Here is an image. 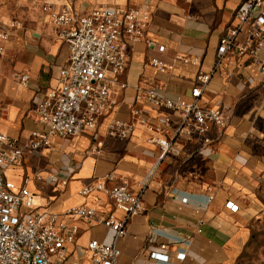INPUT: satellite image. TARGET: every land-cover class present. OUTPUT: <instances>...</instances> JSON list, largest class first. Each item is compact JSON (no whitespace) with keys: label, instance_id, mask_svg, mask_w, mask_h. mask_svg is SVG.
Masks as SVG:
<instances>
[{"label":"crops","instance_id":"1","mask_svg":"<svg viewBox=\"0 0 264 264\" xmlns=\"http://www.w3.org/2000/svg\"><path fill=\"white\" fill-rule=\"evenodd\" d=\"M43 1L55 8L72 3L80 14L94 5L138 7L150 20L144 38L129 46L128 67L120 77L128 86H115V107L99 117L96 129L77 137L55 136L51 146L27 150L7 177L17 185L29 178L36 204L58 213L85 204L103 216L122 217L106 192L80 194L95 181L107 187L126 184L141 194L143 209L129 219L128 232L118 241V264H237L264 224V76L257 64L238 54L227 55L217 70L214 66L220 39L237 24L243 0H0V132L24 145L35 131L46 130L39 107L46 92L58 87L70 57L68 45L41 9ZM248 31L245 27L238 39L245 40ZM4 33L7 39L1 37ZM183 57L193 61L184 62ZM154 58L168 68L154 66ZM200 71L213 73L200 104L225 108L229 124L214 132L211 155L199 141L168 135L181 154L168 155L145 186L159 153L153 139L163 136L155 129L159 117L170 116L176 125L179 114L138 99L136 87L152 86L161 95L190 99ZM24 72L30 75L27 87L14 78ZM132 105L139 114L131 113ZM115 118L134 125L127 138L109 135ZM228 202L238 210H231ZM73 220L81 229L80 244L91 239L112 242L114 232L107 226ZM152 251L168 254L170 261L151 259ZM179 252L186 253L184 260L177 258Z\"/></svg>","mask_w":264,"mask_h":264},{"label":"built area","instance_id":"2","mask_svg":"<svg viewBox=\"0 0 264 264\" xmlns=\"http://www.w3.org/2000/svg\"><path fill=\"white\" fill-rule=\"evenodd\" d=\"M41 9L49 14L58 36L68 45L70 57L61 69L58 87L46 92L39 107L38 118L46 130L35 131L25 145L0 132V264H118L122 255L118 241L127 234L129 219L143 209L141 194L132 192L126 184L107 187L104 182L95 181L84 185L80 194L106 192L115 207L123 212L122 217L113 213L103 216L96 207L85 204L58 213L36 204L35 195L28 186L29 178L17 185L7 177V170L20 164L27 150L51 146L55 136L77 137L96 129L99 117L109 114L115 107V86H128L120 80L128 67V49L130 44L144 38L150 15L138 7L120 9L97 5L90 7L88 13L80 14L72 3L55 8L47 1H43ZM236 20L237 24L220 39L215 70L227 55L238 54L257 64L264 76V0H243ZM245 27L249 28L247 37L240 41L238 36ZM1 37L7 39L8 34ZM164 49L160 46L161 51ZM2 50L0 47V52ZM182 60L193 61L185 57ZM152 64L162 71L168 68L157 58ZM212 76L213 73L199 72L190 99L161 95L152 86L136 87L138 99H146L157 108L179 114L176 125L170 116L159 117L155 129L163 136L153 139L159 153L143 185L148 184L168 155L181 154L174 142L177 138L199 141L203 151L212 154L214 132L224 131L230 121L225 108L200 104ZM14 78L21 86L30 84L28 72L17 73ZM139 112L137 107L131 106V113ZM140 121L149 124L145 118ZM133 130L130 121L115 118L110 123L109 135L125 139ZM51 181L61 183L56 176H51ZM66 182L67 178L63 180L64 184ZM182 202H188V198L183 197ZM227 206L238 210L233 202H228ZM74 218L107 226L114 232L112 242L91 239L85 245L80 244L81 229ZM185 257V252L177 254L178 259ZM150 258L163 263L170 261L168 254L157 251H152Z\"/></svg>","mask_w":264,"mask_h":264},{"label":"rangeland","instance_id":"3","mask_svg":"<svg viewBox=\"0 0 264 264\" xmlns=\"http://www.w3.org/2000/svg\"><path fill=\"white\" fill-rule=\"evenodd\" d=\"M248 250L237 264H264V224L258 228L257 240Z\"/></svg>","mask_w":264,"mask_h":264}]
</instances>
